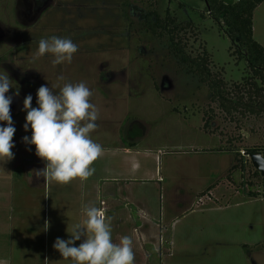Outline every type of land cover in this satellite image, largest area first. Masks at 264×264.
Listing matches in <instances>:
<instances>
[{
	"label": "rangeland",
	"instance_id": "374dc122",
	"mask_svg": "<svg viewBox=\"0 0 264 264\" xmlns=\"http://www.w3.org/2000/svg\"><path fill=\"white\" fill-rule=\"evenodd\" d=\"M25 1L33 0H0V34L9 54L5 58L0 51V63L13 61L11 54L16 52L23 70L19 82L10 74L9 78L12 87L21 90L19 102L30 94L36 108L42 85L54 86L58 94L65 83L84 82L99 109L91 138L104 150L87 181L50 182L44 208L51 227L49 264H73L53 245L57 238H72L74 227L86 219L85 206L106 211L105 193L97 191L106 184L105 154L115 146L132 147L127 137L132 129L140 132L132 137L133 146L149 147L157 154L146 163L157 168L164 183L194 188L216 183L220 191L232 190L204 200L195 194L188 213L174 224L173 240L165 243L166 253L172 251L165 257L167 264H264V173L248 155L251 149L264 155V94L250 99L247 87H232L243 83L247 60L239 57L224 28L207 12L206 0H45L36 19L23 16ZM153 8L162 16L169 9L182 23L195 22L181 33L187 51L198 55L207 50L212 74L232 87L229 97L240 100L231 113L219 106L208 84L177 57L165 37L146 29L143 15ZM253 29L264 45V0L254 10ZM52 36L78 45L71 64L53 66L50 54L36 58L38 41ZM0 74L8 75L2 64ZM61 75L63 80L58 79ZM251 100L254 111L243 103ZM26 116L23 106L12 117L13 125L19 123L21 139ZM206 194L210 195L208 188L200 197Z\"/></svg>",
	"mask_w": 264,
	"mask_h": 264
},
{
	"label": "crops",
	"instance_id": "0c3cea01",
	"mask_svg": "<svg viewBox=\"0 0 264 264\" xmlns=\"http://www.w3.org/2000/svg\"><path fill=\"white\" fill-rule=\"evenodd\" d=\"M2 34L0 51L6 58L9 56L8 46L4 42L5 38H1L4 37ZM15 53L11 54L13 61L0 64L8 76L10 74L19 82V72L23 69H20ZM30 72L34 74L33 70ZM17 89L19 87H11L6 94L12 97V117H17L24 106L23 99L19 102V95H16ZM0 126L6 127L7 124L0 123ZM13 126L16 128L13 137L15 147L12 149L14 159L0 161V264H49L47 244L51 227L44 208L49 199L50 183L45 186V178H37L34 173V170L44 169L46 162L35 154V145L19 138V123ZM137 133L140 132L136 129L127 132V137L131 138L128 143L132 147L115 146L106 152L105 177L102 179L106 184L97 191L105 193L106 200L102 203L106 205V215L113 217V241L119 243L122 236L133 239L135 264H167L165 257L172 251L166 253L168 247L165 243L169 239L173 240L176 234L174 224L183 217L184 212L188 213V202L192 201L195 194L204 200L205 196L207 199L211 196L217 198L218 195L224 197L232 190L224 188L220 191L216 183L212 187L208 184L198 188L180 182H177L179 185L171 186L164 183L165 177L158 173L157 168L146 163L149 158H158L152 148L133 146L135 142L132 137H136ZM24 134L21 137L31 138L30 126ZM205 188H208L210 195L200 197ZM46 221L49 224L47 231L44 230ZM83 240L84 237L81 243Z\"/></svg>",
	"mask_w": 264,
	"mask_h": 264
},
{
	"label": "clouds",
	"instance_id": "9594fccd",
	"mask_svg": "<svg viewBox=\"0 0 264 264\" xmlns=\"http://www.w3.org/2000/svg\"><path fill=\"white\" fill-rule=\"evenodd\" d=\"M78 51L72 39L52 36L38 41L36 58L50 54L53 66L71 64ZM58 79L64 77L61 75ZM11 87L9 76L0 74V122L7 124L0 126V161L4 162L14 159L16 128L11 116L12 97L6 95ZM53 89L54 86L43 85L38 89L36 108L32 107L30 94L24 100L27 112L24 129L28 131L30 126L32 135L23 140L35 145V154L46 162L44 169L34 170L35 176L44 177L45 186L50 182L68 185L77 179L85 182L94 175L93 165L104 151L102 145L91 138L98 127L99 109L91 102L93 92L84 82L65 83L58 94H54ZM16 95H19L18 89ZM83 211L86 219L74 227L72 238H57L53 245L63 259H70L73 264H135L133 239L122 236L119 243L112 239L113 217L107 216L102 207L85 206ZM48 227L46 221L44 230ZM82 237L83 242L75 246Z\"/></svg>",
	"mask_w": 264,
	"mask_h": 264
},
{
	"label": "trees",
	"instance_id": "16d2710c",
	"mask_svg": "<svg viewBox=\"0 0 264 264\" xmlns=\"http://www.w3.org/2000/svg\"><path fill=\"white\" fill-rule=\"evenodd\" d=\"M262 1L235 0L233 3H226L223 0H208L207 5V12L230 37L235 46L234 51L240 58L245 57L247 60L243 83L235 82L232 87L238 90L244 85L249 90L250 99L253 96L264 94V45L256 40L253 29L254 10ZM142 21L147 30L159 37H165L177 57L186 62L190 69L208 84L209 93L218 101L223 110L231 113L237 108L236 105L240 100L228 96L230 93L228 89H232V87H229L228 82L219 75L212 74L207 50L198 55L188 53L186 40L181 33L192 21L180 22L169 9L162 16L155 8L149 9L143 15ZM192 23L195 24V22ZM243 103L249 111L255 110L254 100L248 101L246 104ZM256 150L251 149L249 152Z\"/></svg>",
	"mask_w": 264,
	"mask_h": 264
},
{
	"label": "flooded vegetation",
	"instance_id": "af4514ba",
	"mask_svg": "<svg viewBox=\"0 0 264 264\" xmlns=\"http://www.w3.org/2000/svg\"><path fill=\"white\" fill-rule=\"evenodd\" d=\"M41 2L39 3V0H33V1H25V4H26V9H24V12H23V16L26 18L28 17H31L32 19L33 18H37V14L40 12V4L42 3V1H45V0H40ZM20 3H21V0H20ZM206 3L208 5V0H206ZM19 11V10H18ZM21 12V11H19Z\"/></svg>",
	"mask_w": 264,
	"mask_h": 264
},
{
	"label": "water",
	"instance_id": "95a60500",
	"mask_svg": "<svg viewBox=\"0 0 264 264\" xmlns=\"http://www.w3.org/2000/svg\"><path fill=\"white\" fill-rule=\"evenodd\" d=\"M226 3H233L235 0H223ZM256 169L264 173V155L262 151H255L248 154Z\"/></svg>",
	"mask_w": 264,
	"mask_h": 264
}]
</instances>
